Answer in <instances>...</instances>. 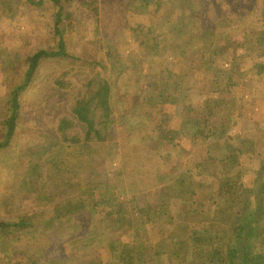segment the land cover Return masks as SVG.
Returning <instances> with one entry per match:
<instances>
[{"label":"rangeland","instance_id":"1","mask_svg":"<svg viewBox=\"0 0 264 264\" xmlns=\"http://www.w3.org/2000/svg\"><path fill=\"white\" fill-rule=\"evenodd\" d=\"M60 38L68 57H41L26 76L31 56L57 51ZM210 45L213 57L205 54L208 63L191 72L198 47L210 53ZM177 73L189 91L182 102L167 103L157 92H170ZM57 78L68 88L60 90ZM100 78L111 87L114 142L64 144L58 123L64 118L73 125L68 134L83 136L70 109L92 94ZM20 86L14 130L0 149V222L24 219L26 225L0 229V264L108 263L99 244L119 238L154 247L170 231L180 233V207L161 187L172 185L170 175L184 167L192 171L191 181L197 173L210 177L217 164L207 158L220 156L218 145L250 148V155L238 157L239 182L251 194L263 188L264 0H0V141ZM216 98L226 103L216 104ZM198 119L222 125L224 135H194ZM158 126L173 138L162 143L159 155ZM197 148L198 156L192 154ZM203 160L199 172L193 170ZM140 191L151 205L166 201L175 221L160 213L156 228L141 232V212L133 208ZM111 198L113 219L128 218L131 229L92 224L101 221L102 207L109 208L103 202ZM93 199L102 205L91 214L85 204ZM208 204L198 209L204 216L212 210ZM76 205L84 212L69 214ZM255 237L254 252L264 256V223ZM159 262L167 264L166 254Z\"/></svg>","mask_w":264,"mask_h":264},{"label":"trees","instance_id":"2","mask_svg":"<svg viewBox=\"0 0 264 264\" xmlns=\"http://www.w3.org/2000/svg\"><path fill=\"white\" fill-rule=\"evenodd\" d=\"M97 21H99V19L96 16L95 22ZM56 31L60 35L57 27ZM211 33H213V31H211ZM146 44L150 51L155 50L157 53L158 50H156V48L158 45L155 44L154 39L147 38ZM148 44H151L152 48L148 46ZM154 44L155 47L153 46ZM210 46L214 48L210 53H203L200 47H198L199 49L196 48L198 51L194 53L196 59L193 61H196L198 66L192 67L190 70L191 72L198 70L201 65H206L208 63L205 54H209L208 57H213L215 45ZM198 54L199 56H197ZM41 57H68L61 38L57 51L50 53L38 51L31 56L26 76L29 74L28 76L30 77V74L33 72L34 68H36L38 60ZM177 74H179L178 77L176 74H173V76L177 77L178 80L170 81V92H166L164 88L159 89L157 92V95L164 98L167 103L182 102L185 93L189 91L185 86L179 85V79L182 77V73ZM189 76L190 75H188L186 85H190V81L193 79ZM229 78L226 81V85L229 82ZM93 83L94 79L89 81L87 86L88 84L92 86ZM55 84L60 90L68 88V85H66L63 79L57 78ZM22 88L24 87L20 86L12 93L11 113L6 120V135L0 141V149L7 145L9 138L12 136L18 108L17 97ZM227 88H229V86ZM110 93L111 87L107 81L100 78L97 87L89 97L77 100L72 105L70 111L77 119V122L84 126L85 130L82 137L68 134L67 130L73 125L71 122L65 121V119L62 118L63 120L57 125V132L64 144L76 146L78 144L86 145L88 143L114 142L116 136L110 129L112 123L115 122V120L111 118L112 108L110 105ZM213 101L216 104L226 103L225 99L218 100V98H216L213 99ZM194 126H196L194 135L204 136L205 139L210 136L218 140L224 135L221 129L222 125H220V128L216 127L217 125H210L205 119H198L195 121ZM157 131L161 133L156 139L157 143L154 150H157V155H159L163 145L162 143L171 142L173 138L170 136L171 132L162 131L159 126L157 127ZM254 132H260V134H262L263 129ZM226 139L227 142L230 140L229 137ZM254 145H256L255 141H253V146ZM198 149L199 148L194 150L192 154L198 156ZM218 149L221 151L219 154L220 156L216 158H207V160H212L217 164L213 165L214 167L212 171H210L212 174L210 177L197 173L196 175H199V179L191 181L193 180L191 176L192 171L184 167L182 170H179V172L176 171L170 175V178L173 179L172 185H170L171 183H167L163 184L161 187V192L163 191V194H165L163 196L170 198L176 206L178 205V207H180V211L176 215L180 222V233L170 231L166 238L164 236V238H159L158 243L154 247L146 243H125L119 238L113 239L110 243L99 244V247L105 250L102 257L104 255L108 263H103L99 255H96L99 258L97 259L96 257L98 262H91L89 264H148V262L159 264L161 255L165 254L168 260L167 264L171 263L173 260L177 264H264V256L259 252H254L256 248L255 245H253V240L257 241L259 238L255 237V239H252L253 232L258 227L260 219L264 217V185H262L263 188L259 189L257 194H251V187L248 188L247 184L244 185L242 182H239L240 170L238 157L244 153L245 155H250L252 150L250 148H246L245 150L234 149L230 147L229 144L218 145ZM202 164H204V160L202 163H197L196 166L193 167V170L196 169V172H199L198 168L204 166ZM214 180L217 181V184L214 183ZM91 188L93 187L91 186ZM175 189L178 190V193H174ZM88 190H90L89 184ZM140 194L133 197L134 201L140 203H137L139 206L134 203L135 207L133 208H138L141 212L139 214L141 232L148 227L154 230L160 213L166 216L165 218H167L169 222L175 221L174 219L176 217L168 215L165 210L168 208L166 201L151 205L149 201H145V199L141 197L146 193L140 191ZM168 194L174 195L169 196ZM113 202L112 198L107 202H103L109 203V208L102 207L100 212V214H102L100 218L102 222H98V219L95 218L92 220V224H117L119 228L127 227L128 230L131 229L132 223L128 218L117 215V217L113 219L112 216L115 210V205L113 206L114 210L111 209V204H113ZM204 202L209 203L208 207L210 206V209H212L208 215L205 216L204 213L198 211L200 206L205 204ZM82 204H85V202ZM101 205L102 201L95 199H93L92 203L85 204L86 208H88L87 210H89L91 214L97 213L94 210ZM79 207L80 205H76L73 209H69V214L77 211L84 212ZM117 212L119 213L120 211ZM25 225L26 221L24 219L16 223L0 222V229L18 228ZM114 251H117V254L114 255Z\"/></svg>","mask_w":264,"mask_h":264},{"label":"crops","instance_id":"3","mask_svg":"<svg viewBox=\"0 0 264 264\" xmlns=\"http://www.w3.org/2000/svg\"><path fill=\"white\" fill-rule=\"evenodd\" d=\"M259 223H264V217H262L261 219H260V222Z\"/></svg>","mask_w":264,"mask_h":264}]
</instances>
